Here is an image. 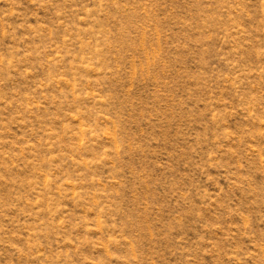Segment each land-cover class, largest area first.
<instances>
[{
	"label": "rangeland",
	"instance_id": "374dc122",
	"mask_svg": "<svg viewBox=\"0 0 264 264\" xmlns=\"http://www.w3.org/2000/svg\"><path fill=\"white\" fill-rule=\"evenodd\" d=\"M0 264H264V0H0Z\"/></svg>",
	"mask_w": 264,
	"mask_h": 264
}]
</instances>
